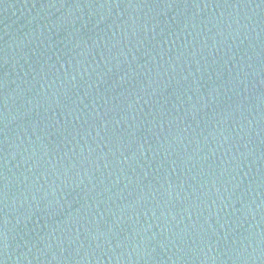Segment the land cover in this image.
Wrapping results in <instances>:
<instances>
[{"label":"water","instance_id":"95a60500","mask_svg":"<svg viewBox=\"0 0 264 264\" xmlns=\"http://www.w3.org/2000/svg\"><path fill=\"white\" fill-rule=\"evenodd\" d=\"M2 264H264V0H0Z\"/></svg>","mask_w":264,"mask_h":264},{"label":"snow or ice","instance_id":"6c2138e0","mask_svg":"<svg viewBox=\"0 0 264 264\" xmlns=\"http://www.w3.org/2000/svg\"><path fill=\"white\" fill-rule=\"evenodd\" d=\"M0 264H2V262H0Z\"/></svg>","mask_w":264,"mask_h":264}]
</instances>
